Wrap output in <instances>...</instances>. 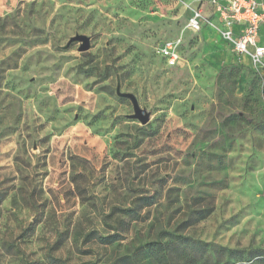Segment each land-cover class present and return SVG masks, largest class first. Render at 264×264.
I'll list each match as a JSON object with an SVG mask.
<instances>
[{"label": "rangeland", "instance_id": "obj_1", "mask_svg": "<svg viewBox=\"0 0 264 264\" xmlns=\"http://www.w3.org/2000/svg\"><path fill=\"white\" fill-rule=\"evenodd\" d=\"M198 4L0 0V264L264 259V73Z\"/></svg>", "mask_w": 264, "mask_h": 264}, {"label": "built area", "instance_id": "obj_2", "mask_svg": "<svg viewBox=\"0 0 264 264\" xmlns=\"http://www.w3.org/2000/svg\"><path fill=\"white\" fill-rule=\"evenodd\" d=\"M190 9V29L200 31L208 26L217 31L238 55L249 58L253 68L264 73V45L260 43L264 0H199V4ZM179 47L180 41L171 39L159 46L161 56L170 67L181 61Z\"/></svg>", "mask_w": 264, "mask_h": 264}, {"label": "water", "instance_id": "obj_3", "mask_svg": "<svg viewBox=\"0 0 264 264\" xmlns=\"http://www.w3.org/2000/svg\"><path fill=\"white\" fill-rule=\"evenodd\" d=\"M73 41H80L81 42V46H80V50L81 51H86V50H88L90 48V38L88 36H86V35L74 36L71 39V42H73ZM118 93H119V95H121L123 97L131 99V101L133 103V106H134V111H135V113L133 114L134 118L139 119L140 122L143 125L149 123V121H150V113L140 107L138 99H137V97L134 94H132V93H123V92L120 91V89H118Z\"/></svg>", "mask_w": 264, "mask_h": 264}, {"label": "trees", "instance_id": "obj_4", "mask_svg": "<svg viewBox=\"0 0 264 264\" xmlns=\"http://www.w3.org/2000/svg\"><path fill=\"white\" fill-rule=\"evenodd\" d=\"M120 210H121V212H123L127 215L134 214V212H135V209L132 207L121 208ZM118 230L119 229H116V231H114L113 233H111L107 236L100 237L101 242L106 243V244L114 243L121 236ZM147 247H149L152 251H156V250L163 251V250H165L164 245L159 241L149 242L147 244ZM55 262L65 264L62 261H60L59 259H55ZM258 262L259 263L252 262V263H248V264H264V259H262V260L260 259V260H258ZM110 264H114V263H110Z\"/></svg>", "mask_w": 264, "mask_h": 264}, {"label": "crops", "instance_id": "obj_5", "mask_svg": "<svg viewBox=\"0 0 264 264\" xmlns=\"http://www.w3.org/2000/svg\"><path fill=\"white\" fill-rule=\"evenodd\" d=\"M207 11H209V8H207ZM263 29H264V24L262 25L261 31H260V43L262 45H264V41H263V37H262V31H263Z\"/></svg>", "mask_w": 264, "mask_h": 264}]
</instances>
